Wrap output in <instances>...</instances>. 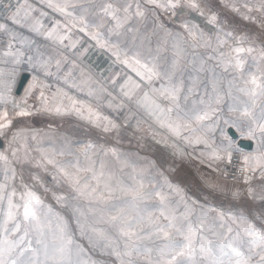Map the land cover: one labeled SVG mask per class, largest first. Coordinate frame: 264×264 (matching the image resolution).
<instances>
[{
  "label": "snow or ice",
  "instance_id": "6c2138e0",
  "mask_svg": "<svg viewBox=\"0 0 264 264\" xmlns=\"http://www.w3.org/2000/svg\"><path fill=\"white\" fill-rule=\"evenodd\" d=\"M39 2L65 22L53 20L46 27L40 17L48 13L35 16L38 9L27 0L6 19L60 47L76 48L77 29L107 48L139 78L127 77L118 85L119 94L131 100L141 92L137 106L172 137L188 146L203 145L200 155L209 166L219 170L220 165L227 168L238 162L232 177L236 187L209 186L253 207L225 211L201 203L162 172L130 165L126 154L91 139L56 140L38 130H13V114L25 117L33 111L74 113L105 133H118L120 124L68 97L61 88L53 92L47 78L68 84L72 72L60 76V59L54 61L53 72L50 56L45 58L39 49L33 52V42L9 23H0V33L9 37L7 49L0 51V65H5L0 66V141H6L0 148V264H264V0H219L223 8L255 25L256 33L230 27L211 0H88L87 6L81 0ZM181 8L203 16L212 31L187 19L180 23L183 31L168 28L161 16H175ZM149 21L152 34L163 33L164 44H170L172 57L166 68H161L165 48L160 44L154 53L149 48L147 57L140 50L145 41L140 26ZM129 34L132 47L125 42ZM201 47L208 50L204 55L195 51ZM189 49L192 71L186 83L181 59ZM22 65L33 75L24 95L17 98L13 89ZM201 73L211 85L209 91L204 84L203 94ZM155 81L160 82L158 87ZM111 83L117 85L115 79ZM144 84L148 91H142ZM71 87L80 91L86 87L93 98L106 95L108 108L124 106L90 76L81 84L73 80ZM64 98L70 103L65 105ZM228 127L255 141L254 150H241L228 136ZM109 155L121 163L119 172L106 163ZM124 167H131V172L125 173ZM38 189L51 193L56 207Z\"/></svg>",
  "mask_w": 264,
  "mask_h": 264
},
{
  "label": "rangeland",
  "instance_id": "374dc122",
  "mask_svg": "<svg viewBox=\"0 0 264 264\" xmlns=\"http://www.w3.org/2000/svg\"><path fill=\"white\" fill-rule=\"evenodd\" d=\"M25 0H0V23H9L17 33L33 42V52L39 49L45 58L51 57L53 60L52 71L55 72L54 61L60 59L62 61L60 76H64L68 71L72 72V76L69 78V83L65 84L63 80H57L55 77L47 78V83L51 85V90L54 92L57 88L63 89L68 94V97L75 99L85 104H90L94 109H99L101 113L109 116L112 120L120 124L119 132L111 131L105 133L102 129L91 126L88 122L80 119L74 113L67 115L57 116L46 114L42 112H35L30 116L15 117L13 114L12 129L24 127L27 129L38 130L41 134L48 133V135L56 140H59L61 136H67L73 141H86L91 139L97 144H105L109 147H115L120 153L126 154V158L130 165H135L137 168H148L153 174L160 171L166 176L173 184H178L182 187L189 196H193L201 203H206L210 206L219 207L225 211L229 209H237L241 206L245 208L253 207L247 200H241L240 202H234L229 193H221L215 191L209 185L219 184L226 188L236 187V182L232 179V170H227L223 165L209 166V163L205 157L200 155L203 150V145L188 146L183 141L176 139L168 134L165 129L160 128L142 108H139L136 104V99L141 95V92H137L133 99L129 100L122 97L119 94L118 85L123 83L127 77H132L134 80H139L135 73L123 65L111 54L107 48H101L91 40L87 35L80 33L77 29H73V38L79 40L75 49H68L60 47L57 44L47 40L44 36L30 31L26 27H19L11 25L10 21L6 18L10 11H14L18 6V3H24ZM27 3L32 4L38 11L34 14L39 16V11H45L48 13L45 17H40L45 26H50L53 20H60L64 23V19L58 14L53 13L50 9L42 6L39 0H27ZM81 3L85 6L88 5V0H81ZM211 4L214 9H218L222 18H227L229 26L237 27L238 31H249L256 33L259 29L248 21L240 19L238 16L223 8L219 0H211ZM206 14H207V10ZM161 19L166 26L173 31H183L180 28V23L187 19L192 24L199 25L200 28L205 31H212L210 25L207 24L205 18L196 12H189L186 9H179L177 15H162ZM153 24L149 21L146 25L140 26V34L145 36L143 47L140 50L144 56H148V49L151 48L153 53L160 44L165 48L161 52V68H166L167 63L171 60L172 52L170 44L165 45L164 41L167 39L163 33L152 34ZM92 31H95L93 29ZM9 37L0 33V51L7 49ZM150 41V43H148ZM125 42L129 47H132V36L129 34L126 37ZM15 43V42H14ZM135 46H140V39L137 38ZM200 55H204L208 50L203 47L195 49ZM193 50L189 49L184 58L181 59V68L185 69L184 72L185 82L187 83V76L192 71L191 65L188 60L191 58ZM33 54V53H29ZM67 57V60H64ZM73 63L76 65L73 67ZM209 63H214L210 61ZM5 66V65H0ZM28 73L29 79L24 85L19 95L15 94V88L19 77L22 73ZM83 73V75H81ZM33 73L30 69H27V65H22L19 70V75L16 77V84L13 89V94L19 98L23 96L29 83H31V77ZM179 75V74H178ZM91 77L93 81L98 82L111 92L115 96L116 103H123V108L112 109L107 107L108 97L106 95H100L99 98L89 97L87 95V88L84 91H80L71 87V83L74 80L77 84H81L87 77ZM201 81L200 94H203L204 84L208 85V90L211 91V85L208 84V76L206 73L200 74ZM229 79L231 76L229 75ZM41 79H44L41 74ZM115 79L117 85L113 86L111 81ZM155 86H159V81H155ZM227 85L221 84V89L226 90ZM148 85H142V91H148ZM65 105L70 101L64 98ZM31 106V101H30ZM12 112L11 109H9ZM229 115L228 113H225ZM234 115V114H231ZM228 136L234 141V139L228 133ZM238 133L234 128H232ZM239 135V133H238ZM241 138V137H240ZM244 139V138H241ZM249 140V139H244ZM252 142V149L247 150L239 147L243 151H253L256 147L255 141ZM2 144L6 146V141H2ZM176 147H173V145ZM2 145V147H3ZM238 145V144H237ZM1 147V148H2ZM182 150L183 154L177 151ZM124 157H122L123 159ZM154 162V166H153ZM108 166L119 172L122 165L114 157L109 155L106 158ZM237 165L238 162L236 163ZM25 170L28 169V165L23 166ZM18 172L21 169L20 165H17ZM125 173L131 172V167H124ZM50 179V177H49ZM241 188L243 184L239 185ZM42 198L48 203H52L56 207L55 202L52 199L51 193H44L40 191ZM256 207H259L258 205ZM63 211L62 209H58ZM79 239V237H77ZM87 247L86 241H80ZM98 259H109L108 257H101L98 253H93Z\"/></svg>",
  "mask_w": 264,
  "mask_h": 264
},
{
  "label": "water",
  "instance_id": "95a60500",
  "mask_svg": "<svg viewBox=\"0 0 264 264\" xmlns=\"http://www.w3.org/2000/svg\"><path fill=\"white\" fill-rule=\"evenodd\" d=\"M29 79V74L24 72L20 75L19 77V80L17 82V85H16V88H15V94L16 95H19L24 87V85L26 84V82L28 81ZM228 133L230 134V136L233 138V139H236L237 138V134L236 132L230 128L228 129ZM238 146L243 148V149H247V150H250L252 149V142L249 141V140H244V139H239L238 142H237ZM2 141H0V148L2 147Z\"/></svg>",
  "mask_w": 264,
  "mask_h": 264
},
{
  "label": "built area",
  "instance_id": "2783aa9c",
  "mask_svg": "<svg viewBox=\"0 0 264 264\" xmlns=\"http://www.w3.org/2000/svg\"><path fill=\"white\" fill-rule=\"evenodd\" d=\"M238 167L239 165H237L236 163H233L231 164L230 166H228L226 169L229 171V170H232L233 174L231 175V177H233V175H236L237 172H238Z\"/></svg>",
  "mask_w": 264,
  "mask_h": 264
},
{
  "label": "bare ground",
  "instance_id": "6f19581e",
  "mask_svg": "<svg viewBox=\"0 0 264 264\" xmlns=\"http://www.w3.org/2000/svg\"><path fill=\"white\" fill-rule=\"evenodd\" d=\"M236 134H237V138H236V139H234V141L237 143V142H238V140H239V139H241V138H240V135H238V133H236Z\"/></svg>",
  "mask_w": 264,
  "mask_h": 264
}]
</instances>
